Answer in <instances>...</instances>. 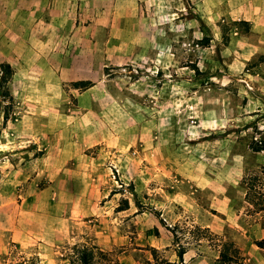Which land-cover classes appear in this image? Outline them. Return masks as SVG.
<instances>
[{"label":"rangeland","instance_id":"rangeland-1","mask_svg":"<svg viewBox=\"0 0 264 264\" xmlns=\"http://www.w3.org/2000/svg\"><path fill=\"white\" fill-rule=\"evenodd\" d=\"M263 12L264 0H74L69 40L91 85L62 88L88 114L91 143H106L80 141L58 180V155L47 163L30 127L47 110L48 121L33 116L54 136L51 84L24 99L29 86L10 67L0 264H80L82 248L95 264H222L220 242H256L247 230L260 213L246 192H264V49L247 42L246 18ZM6 13L0 3V64Z\"/></svg>","mask_w":264,"mask_h":264},{"label":"crops","instance_id":"crops-1","mask_svg":"<svg viewBox=\"0 0 264 264\" xmlns=\"http://www.w3.org/2000/svg\"><path fill=\"white\" fill-rule=\"evenodd\" d=\"M0 3H5L7 9L6 63L14 71L11 81L21 83L24 89L28 84L29 94L26 90L23 92L24 99L28 100L36 99V91H38V96L42 97L40 84H51L46 95L47 99L54 100V104H51L55 109L54 113L57 114L58 125L54 130L53 138L45 140L43 138L44 128L38 118L33 115H42L48 121L49 112L47 110L36 111L30 117L33 143L39 141V145L49 148L47 153L42 155V157L46 156L47 163H50L52 157L58 155V180L70 177L67 174H70L71 170L66 172L65 165L73 161L75 149L82 145L80 141L88 146L106 143L103 140L91 143L83 127L88 122V114L79 112L80 108H73L70 105L69 93L71 91L67 92L62 88L63 83L84 81V78L80 77L78 56L74 54L78 46H73L69 40V35L73 30L70 24L73 21L74 0H0ZM246 20L250 25L247 42L252 48L263 50L264 12L261 15L248 17ZM65 35L67 39L64 43L63 36ZM93 49L94 45L90 44V50L93 51ZM91 61L89 63L88 59L83 60L82 75L88 73L87 68ZM84 93L86 91L79 95ZM259 213L257 214L258 219H255L250 229L247 230L256 242L264 240V209L259 210ZM244 241L239 239L236 248L242 251L240 254L244 256L245 263L264 264V249L258 247L255 242L245 243Z\"/></svg>","mask_w":264,"mask_h":264},{"label":"trees","instance_id":"trees-1","mask_svg":"<svg viewBox=\"0 0 264 264\" xmlns=\"http://www.w3.org/2000/svg\"><path fill=\"white\" fill-rule=\"evenodd\" d=\"M1 68V76H0V95H6L5 88L4 90H1V88L4 87V85L7 83L8 78L11 74V68L9 64L2 63L0 64ZM91 85L90 82L87 81H79L75 82V87H86ZM255 151L261 150V148L255 147ZM251 186H248L246 197L248 198L249 203H251L254 207H256L258 210L264 209V192H258L255 191L254 193L258 196L257 200L254 201L251 198ZM264 241V240H263ZM220 249H219V255L218 260L222 264H243V257L241 256L239 250L236 248V246L233 244L232 241H222L220 242ZM255 244L264 249V245L262 244V241L255 242ZM185 252L183 248L178 250V256L180 259V262L182 261V255ZM78 262L80 264H95L93 261V252L88 248H82L78 251Z\"/></svg>","mask_w":264,"mask_h":264}]
</instances>
